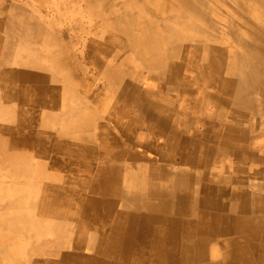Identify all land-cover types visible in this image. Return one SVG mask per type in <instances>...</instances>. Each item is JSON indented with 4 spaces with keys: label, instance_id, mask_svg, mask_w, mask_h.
Returning <instances> with one entry per match:
<instances>
[{
    "label": "bare ground",
    "instance_id": "obj_1",
    "mask_svg": "<svg viewBox=\"0 0 264 264\" xmlns=\"http://www.w3.org/2000/svg\"><path fill=\"white\" fill-rule=\"evenodd\" d=\"M203 4L200 20H208ZM229 5L232 10L223 27L197 25L190 6L179 21L189 36L144 42L156 44L152 55L162 60L142 62L148 75L141 95L147 100L139 104V113L142 122L150 123L145 125L149 135L142 130L128 133L133 150L122 152V142L110 126L113 118H87L77 111H72V118L56 119L57 130L69 134L48 135L46 141L4 131L0 162L23 163L21 170L44 160L47 153L72 162H113L110 167L94 166L86 175L67 171L70 175L64 179L75 176L77 181L69 190L71 183L65 180L50 185L52 190L39 200L43 208L36 212L44 229L36 234L37 243L65 237L67 225L56 223L65 212L81 215L87 210L103 215L101 220L111 227L92 232V247L99 244L102 249L95 264H264V137L259 133L264 129L259 128L264 123V0H231ZM36 77L26 75L27 83L20 85L27 102L35 95L42 97L43 81L54 80L46 73ZM30 80H35L33 86ZM179 97L194 100L197 123L187 121L179 127L174 114H163L161 110L172 108ZM208 107L213 112H207ZM225 114L226 120L216 128L214 115L222 119ZM249 116L257 123L247 125ZM209 136L207 143L200 141ZM18 137L24 144L16 143ZM175 143L180 148L175 149ZM217 144L228 156L252 162L249 171H230L234 176L245 171L248 184L241 187L246 195L230 188L229 180L206 186L198 178L199 171L213 165L208 162L217 157ZM116 204L131 207V213L122 215ZM4 254L0 247V255L8 257ZM23 264H32L28 256Z\"/></svg>",
    "mask_w": 264,
    "mask_h": 264
},
{
    "label": "rangeland",
    "instance_id": "obj_2",
    "mask_svg": "<svg viewBox=\"0 0 264 264\" xmlns=\"http://www.w3.org/2000/svg\"><path fill=\"white\" fill-rule=\"evenodd\" d=\"M201 3L206 6L208 20H200L205 12ZM230 3L231 0H0V137L6 130L30 135L39 141H46L48 135L69 134L57 130L60 125L56 119L72 118L78 113L87 118L90 115L113 118L110 126L122 142V152L133 150L128 133L142 130L149 135L145 125L150 123L142 122L139 113V104L147 100L141 93L148 75L142 62L162 60L152 55L156 44L144 46V42L189 36L179 21L190 6L195 10L191 18L197 25L223 27L226 24L223 21L232 10ZM251 12L253 9L245 13L247 17ZM214 37H209L208 41L215 40ZM44 73L52 77L53 82L43 81L42 97L35 95L27 102L19 93L20 85L27 83L26 75L41 79ZM30 83L33 86L35 80ZM193 101L179 97L172 108L161 111L174 114L179 127L187 121L193 125L197 123L191 108ZM212 110V107L207 108V112ZM218 116L214 115L213 120L216 128L227 117L225 114L217 119ZM246 121L247 125L257 123L251 116ZM198 127L204 131V126ZM263 127L262 122L259 128ZM259 133L264 137V129ZM210 138L200 141L207 143ZM24 142L21 137L17 138L18 145ZM0 146L3 149L4 145ZM180 146V143L174 144L175 149ZM29 147L37 151L36 146ZM216 148L217 157L208 162L214 166L199 171L198 178H202L206 186L215 185L218 180L224 185L229 180L230 188L246 195V189L241 187L248 184L245 171L240 176L230 171L231 168L249 171L252 162L228 156L221 145L217 144ZM107 152L109 156L115 153ZM53 154L47 153L44 160H34L24 170L20 169L23 163L0 162V247L8 256L0 255V264H23L27 256L32 264L41 261L45 264H95L102 257L100 245H91L92 232H106L111 227L101 220L103 215L87 210L81 215L65 212L60 221H56L59 226L67 225L65 237H47L37 243L36 234L44 230L36 217V212L43 208L39 204L40 197L63 180L71 183L67 190L73 188L75 176L71 182L64 179L70 175L69 170L86 175L94 166L110 167L113 163H85L82 159L72 162L68 157ZM116 208L122 215L132 210L122 205ZM209 249L207 246V256H210Z\"/></svg>",
    "mask_w": 264,
    "mask_h": 264
}]
</instances>
